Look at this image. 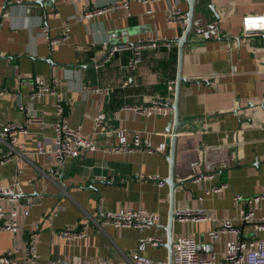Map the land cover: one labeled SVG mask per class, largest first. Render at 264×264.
Returning <instances> with one entry per match:
<instances>
[{"label":"crops","instance_id":"crops-1","mask_svg":"<svg viewBox=\"0 0 264 264\" xmlns=\"http://www.w3.org/2000/svg\"><path fill=\"white\" fill-rule=\"evenodd\" d=\"M114 0H0V127L7 121L26 122L17 103H25L28 84L22 80L42 77L56 80L57 92L66 100L64 118L80 126L96 147L86 150L61 166H51L35 151L36 141L53 137L54 96L45 94L33 102L43 111V125L29 124L18 136L25 155L0 165V182H20L24 203L34 200L23 222L27 238L32 223H39L36 248L41 260L62 257L71 263L83 259H106L127 264L132 254L167 262L166 232L154 225L143 230L99 225L100 208L138 209L158 214L166 225L168 187L159 181L169 172L167 156L173 112L165 115H137L126 106L147 104L153 96H171L177 73V44L185 26L165 22V0H128V10L116 6L105 13L75 19L95 6L112 5ZM183 14L187 0H178ZM264 10V0H196L194 17L184 47L178 114L179 128L173 159L174 208L203 207L217 219L234 218L243 237L253 235L238 219L239 202L233 196L264 194V37L245 36L241 18ZM1 14H5L1 17ZM70 25L69 38L54 46L40 35L46 27L50 38L59 36L63 24ZM165 38L155 48H145L135 70L121 68L128 52L116 53L103 66L94 61L104 55L102 42L133 43L137 38ZM14 66L20 77L16 76ZM104 88L96 93L92 90ZM18 94H20L18 96ZM69 100V101H68ZM102 112L108 129L142 131L153 146L165 143V152H114L116 138L92 133L93 117ZM171 129V128H170ZM2 151L5 146L0 145ZM16 168L20 172L15 175ZM209 179L193 182L196 176ZM149 176H157L151 180ZM32 182L28 183L27 180ZM226 184L222 193H206L209 186ZM55 206L57 214H46ZM264 214V198L256 207ZM81 228L83 236L73 242L55 238L64 227ZM209 222L182 223L174 220L173 237L191 236L201 256H219L227 239L208 237ZM159 235L158 246L138 250V239ZM264 237V231L257 233ZM12 246V235L0 232V252Z\"/></svg>","mask_w":264,"mask_h":264},{"label":"built area","instance_id":"built-area-1","mask_svg":"<svg viewBox=\"0 0 264 264\" xmlns=\"http://www.w3.org/2000/svg\"><path fill=\"white\" fill-rule=\"evenodd\" d=\"M19 1V0H15ZM142 2L156 0H140ZM168 2L165 9V22L168 24H179L185 26L186 20L178 0H165ZM116 6H122L128 10V0H114L112 5L95 6L85 11L80 16H74L77 20L90 18L112 10ZM5 14H1V17ZM40 35L48 39L49 44L54 46L58 43H65L69 38L70 25L63 24L62 32L55 38H50L46 27H41ZM241 32L245 36L251 34H261L264 37V10L257 13L245 14L241 18ZM161 42L169 48V43L164 37L159 38L143 37L137 38L133 43H113L110 44L104 40L102 46L104 55L100 60L94 61L96 68L103 66L116 53L123 51L128 52V58L125 64L120 66L127 70H135L141 63V54L145 48H155ZM16 76L20 77L17 67L14 66ZM29 86V92L26 93V102L17 103L26 117V122L7 121L0 127V145L5 146V150L0 149V165L21 155H25L23 147L19 146L18 136L26 134L29 124H36L39 127L43 125V111H36L33 108V102L41 100L45 94L54 96L52 103L54 104L55 120L51 124L53 137L49 140L39 139L35 144V151L42 154L45 160L51 166H61L68 160L75 158L86 150H93L96 145L92 137L82 133L80 126H70L64 118L65 98L61 96L56 89V80L49 82L40 76H35L31 80H22ZM104 88H97L93 92L100 93ZM5 94L4 88L0 87V96ZM20 94H18L19 96ZM69 101V100H68ZM172 104L171 96H153L147 104H133L126 106L137 115H165L170 113ZM92 133L94 134H110L115 136L116 143L111 147L114 152L130 153L137 152H165L167 145L160 143L153 146L149 139L144 136L142 131L129 132L124 129H108L105 123V115L100 112L93 117ZM20 172L16 168L15 175ZM211 174L202 177L196 176L193 182L201 179L211 178ZM151 180H158L157 176H149ZM159 181V180H158ZM28 183L32 180L28 179ZM160 185H164V180L159 181ZM227 188L226 184L212 185L206 188V193H222ZM23 188L17 179L9 184L0 182V232H8L12 235V246L3 252H0V264H116L106 259H90L86 258L78 263H71L69 260L57 257L48 260H41L37 252V242L39 240V223L34 222L27 238L23 237V222L20 216L26 218L29 214L30 207L34 204V200L27 197L22 203L20 201L23 196ZM264 198V194H255L252 196H243L239 193L234 194L233 200L239 202L238 219L239 221L251 228L253 235L243 237L240 225H236L234 218H224L217 220L210 211L203 207H177L174 208V220L182 223L209 222L212 227L207 234L212 242L217 241L222 236L227 239L224 249L219 256L214 253L208 256H201L199 253L197 242L191 236L173 237L172 243V263L171 264H264V237L258 236L257 233L264 231V214L256 215V207L260 200ZM57 206L49 211L45 218L48 220L57 214ZM99 225L109 224L115 228L131 227L137 230H143L154 225L156 228H163L165 225L160 221L158 214L147 211L144 208L138 209H119L106 210L100 208ZM83 236L81 228L64 226L55 232L57 240L65 242H73ZM162 241L159 235H148L138 239V250H142L145 245L158 246ZM127 264H167L165 260H153L139 253L132 254V258Z\"/></svg>","mask_w":264,"mask_h":264},{"label":"water","instance_id":"water-1","mask_svg":"<svg viewBox=\"0 0 264 264\" xmlns=\"http://www.w3.org/2000/svg\"><path fill=\"white\" fill-rule=\"evenodd\" d=\"M196 0H187V10L185 12V20L186 24L183 30L182 35L175 39L174 42L177 44V73L174 83V93H173V101L171 104V109L173 112V120L172 127L168 128L171 132L170 142H169V153L167 156V161L169 164V172L168 176L165 178L164 182L168 187L169 194V209H168V217L167 222L164 227L166 232L165 243L163 244L167 250V264L172 263V243H173V235H172V227L174 223V202H175V189L179 184L174 181L173 178V159H174V151H175V142L179 128L183 125V123L179 120L178 114V102H179V94L181 84L186 82L185 78L182 76L181 67H182V58L184 53V47L190 42L188 40V35L191 30L193 17H194V9H195Z\"/></svg>","mask_w":264,"mask_h":264}]
</instances>
